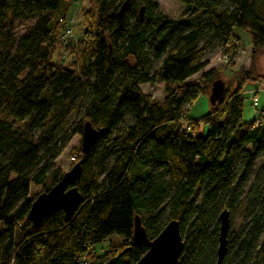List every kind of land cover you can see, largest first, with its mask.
Returning a JSON list of instances; mask_svg holds the SVG:
<instances>
[{
	"label": "trees",
	"instance_id": "1",
	"mask_svg": "<svg viewBox=\"0 0 264 264\" xmlns=\"http://www.w3.org/2000/svg\"><path fill=\"white\" fill-rule=\"evenodd\" d=\"M123 1L89 0L65 66L53 56L67 5L0 0V264H134L145 251L132 241L135 215L150 238L178 220L179 264H215L223 209L230 227L220 264H264V110L244 121L241 95L247 84L264 89L255 64L264 0H177L182 19L156 0H129L119 20ZM14 18L34 22L16 36ZM234 28L250 34L249 67L205 115L188 118L222 75L204 70L206 49L218 45L229 59ZM154 82L160 100L140 89ZM86 121L95 142L86 154L70 151L82 164L81 200L68 221L59 210L34 225L30 205L62 175L54 162ZM113 236L120 243L97 255L95 245Z\"/></svg>",
	"mask_w": 264,
	"mask_h": 264
},
{
	"label": "water",
	"instance_id": "2",
	"mask_svg": "<svg viewBox=\"0 0 264 264\" xmlns=\"http://www.w3.org/2000/svg\"><path fill=\"white\" fill-rule=\"evenodd\" d=\"M129 0H124L117 12L120 20L128 6ZM143 7L140 8V18ZM226 93V81L218 78L214 80L209 89L208 101L211 105L218 102ZM97 138V130L89 121L84 122L81 131L80 149L86 154ZM81 161L74 163L69 170L63 172L57 181L47 190L40 193L31 203L26 219L34 225L50 214L62 210L64 218L68 221L76 210L81 195L75 186L82 170ZM218 247L215 264H220L226 252V234L229 227V212L223 209L219 212ZM132 241L135 245L145 248L144 253L134 264H179L182 249V237L179 222L170 219L159 233L150 238L147 236L140 218L135 215L133 219Z\"/></svg>",
	"mask_w": 264,
	"mask_h": 264
},
{
	"label": "rangeland",
	"instance_id": "3",
	"mask_svg": "<svg viewBox=\"0 0 264 264\" xmlns=\"http://www.w3.org/2000/svg\"><path fill=\"white\" fill-rule=\"evenodd\" d=\"M61 4L59 6V10L63 9L65 5H67V11H66V20L63 24V27L61 31L64 29L65 24L69 22V20L72 21V31L74 39L72 41L77 43L79 39L82 37L83 33V23H82V16L81 11L87 10L89 7V0H60ZM158 5V10L162 13L167 14L168 16L176 19H182L185 18L186 15V7L180 3L177 0H156ZM261 12L264 14V8L261 10ZM34 21H22L18 18H14L11 20L12 30L14 34L20 35L28 28L30 24H32ZM234 34L238 41V47L233 53V55L227 59L223 56V51L218 45L209 46L206 49V58L209 61V64L204 68V70H208L210 68H219L222 69V80L227 82H231L230 79H233V75L236 71L241 70L242 68H248L250 65V52H251V42H250V34L247 31L239 30L237 28H234ZM56 49L54 52L53 59L57 62H60L62 64H69L73 60V53H71V49H73L72 45H69L68 47H65V45L56 44ZM256 67H257V73L259 75L264 76V55L260 56L256 60ZM234 73V74H233ZM199 77V74L193 75L192 77L188 78V82H192L194 80H197ZM252 89L250 90L249 88ZM140 89L143 93L148 94L151 96V98L155 100H160L164 96L163 92V85L161 83H145L140 85ZM241 92L242 98L244 99V113L243 118L245 121L251 120L255 116V112H258L260 110H264V89H259L258 84H247L246 87L242 89ZM252 92H255V96L257 97V101L255 104H250L249 102V96ZM202 99V96H200ZM204 97V96H203ZM206 99V104L208 106V99ZM200 99V98H199ZM200 100H196L195 104L193 105L191 115L193 117L198 116V113L200 114L202 107H201ZM251 108L252 114L249 116L248 108ZM207 110V108H206ZM198 111V113H197ZM189 112V111H188ZM203 113V112H202ZM201 113V114H202ZM80 141H81V135L76 134L74 135L68 144L66 145L65 149L62 150V152L59 154L57 159L54 162V165L59 168L61 172H66L70 169V167L73 165V160L70 154V151L74 148L80 147ZM253 176V173H251L247 180L249 181ZM230 227V226H229ZM3 229V227L0 225V231ZM121 239L119 236H113L110 237L103 242L95 245V252L97 255H102L106 249L108 248L109 244H117L120 243Z\"/></svg>",
	"mask_w": 264,
	"mask_h": 264
},
{
	"label": "built area",
	"instance_id": "4",
	"mask_svg": "<svg viewBox=\"0 0 264 264\" xmlns=\"http://www.w3.org/2000/svg\"><path fill=\"white\" fill-rule=\"evenodd\" d=\"M71 25H72L71 20H69V22L65 24L64 29L61 31V33L58 36V39H57L58 43H60L62 45H71V44L75 43L74 41H72V39H74V36H73V31H72ZM249 89L251 90L252 87ZM256 101H257V97L255 96V92H252L251 95L249 96V102H250V104H255Z\"/></svg>",
	"mask_w": 264,
	"mask_h": 264
},
{
	"label": "crops",
	"instance_id": "5",
	"mask_svg": "<svg viewBox=\"0 0 264 264\" xmlns=\"http://www.w3.org/2000/svg\"><path fill=\"white\" fill-rule=\"evenodd\" d=\"M200 98V99H199ZM200 100V102H202L201 103V107H202V110H201V112H200V114L198 113V111H197V113H198V116H196V117H193L192 115H191V113H193L194 112V110H193V112L191 111L192 110V108H193V105L195 104V101L196 100ZM194 102H193V104L191 105V107H190V109H189V112L187 113V117L188 118H193V119H195V118H200L201 116H203V115H205V113L207 112V110H206V108L208 109V106H207V104H206V99L202 96V99H201V97H198ZM203 112V113H202ZM202 113V114H201ZM248 113H249V116L252 114V111H251V108L249 107L248 108ZM244 116V115H243ZM243 120H244V118H243ZM245 121V120H244Z\"/></svg>",
	"mask_w": 264,
	"mask_h": 264
}]
</instances>
